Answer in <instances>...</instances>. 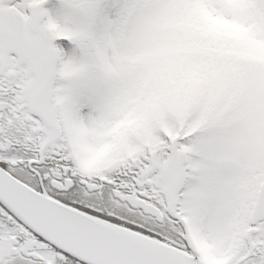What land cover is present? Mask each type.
<instances>
[{
	"label": "snow or ice",
	"instance_id": "snow-or-ice-1",
	"mask_svg": "<svg viewBox=\"0 0 264 264\" xmlns=\"http://www.w3.org/2000/svg\"><path fill=\"white\" fill-rule=\"evenodd\" d=\"M0 264H264V0H0Z\"/></svg>",
	"mask_w": 264,
	"mask_h": 264
}]
</instances>
